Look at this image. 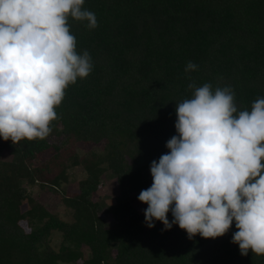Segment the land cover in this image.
Returning a JSON list of instances; mask_svg holds the SVG:
<instances>
[{
  "label": "trees",
  "instance_id": "1",
  "mask_svg": "<svg viewBox=\"0 0 264 264\" xmlns=\"http://www.w3.org/2000/svg\"><path fill=\"white\" fill-rule=\"evenodd\" d=\"M82 10L97 27L70 16L68 25L89 75L65 89L46 138L0 139V264H264L232 243L234 222L222 237L190 239L175 224L149 229L135 206L177 135L176 105L195 88L231 89L237 114L264 98V0H84ZM188 62L196 70L186 72ZM68 140L104 145L60 152ZM75 167L83 176L69 186ZM105 172L116 182L111 204L93 198Z\"/></svg>",
  "mask_w": 264,
  "mask_h": 264
},
{
  "label": "clouds",
  "instance_id": "2",
  "mask_svg": "<svg viewBox=\"0 0 264 264\" xmlns=\"http://www.w3.org/2000/svg\"><path fill=\"white\" fill-rule=\"evenodd\" d=\"M83 3L0 0V139L46 138L65 89L89 75L90 56L77 53L68 25L70 16L97 27ZM196 68L188 62L185 71ZM175 111L177 135L152 161V185L138 196L145 225L175 224L190 239L214 240L234 222L240 254L264 256V98L237 114L231 89L204 84Z\"/></svg>",
  "mask_w": 264,
  "mask_h": 264
},
{
  "label": "rangeland",
  "instance_id": "3",
  "mask_svg": "<svg viewBox=\"0 0 264 264\" xmlns=\"http://www.w3.org/2000/svg\"><path fill=\"white\" fill-rule=\"evenodd\" d=\"M104 143H99V144H92V143H83V142H76V141H71L68 140L64 145L60 147V152L63 151H73L77 154H83V153H89L90 151L97 152L100 151L103 148ZM55 152V149H50L45 151L44 153H41L37 157V162L36 164L39 165L46 161L47 159L50 158V156L53 155ZM68 185H73L76 184L83 176V173L80 170V167H75L73 169H70L68 172ZM149 177V175H148ZM147 175H145V178H148ZM151 187V186H150ZM37 191V188H33V192ZM36 194V192L34 193ZM117 194V189H116V182L115 178L111 176L108 172H105L103 175L102 179L100 180V183L98 185V189L95 192V196L93 197L94 200H103L108 204H111ZM140 194V193H139ZM136 196L135 199V206L138 210H144L146 209L147 205L142 204L138 201V196ZM48 198H43V201H47ZM55 205V206H54ZM57 205L55 204V201L51 203L50 207L51 208H56V211L61 215L62 209L61 206L56 207ZM106 227H112L113 222L108 218L105 221ZM25 226V225H24ZM61 235L57 232H52L50 237H49V245L53 247L54 249H57L60 242H61Z\"/></svg>",
  "mask_w": 264,
  "mask_h": 264
}]
</instances>
